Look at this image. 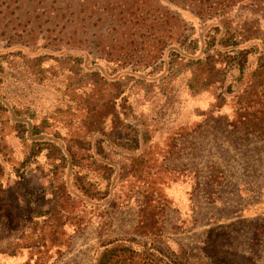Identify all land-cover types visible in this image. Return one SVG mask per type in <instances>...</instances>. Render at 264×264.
Returning a JSON list of instances; mask_svg holds the SVG:
<instances>
[{"label": "trees", "instance_id": "trees-1", "mask_svg": "<svg viewBox=\"0 0 264 264\" xmlns=\"http://www.w3.org/2000/svg\"><path fill=\"white\" fill-rule=\"evenodd\" d=\"M26 2L33 7L27 13L49 25L67 12L61 29L69 35L48 39L33 26L8 34L0 26V220L27 208L12 205L18 193L4 179L25 182L44 167L63 175V184L36 192V204L48 206L28 214L47 217L59 203L66 215L96 213L117 186L114 157L141 150L157 125L176 124L186 86L202 79L226 100L254 60L264 67V0ZM182 65L191 74L174 69ZM145 208L136 228L152 239L158 224ZM125 242H104L96 264L154 263L158 248L139 256Z\"/></svg>", "mask_w": 264, "mask_h": 264}, {"label": "rangeland", "instance_id": "rangeland-1", "mask_svg": "<svg viewBox=\"0 0 264 264\" xmlns=\"http://www.w3.org/2000/svg\"><path fill=\"white\" fill-rule=\"evenodd\" d=\"M26 1L0 0L5 33L33 26L39 36L68 39L61 29L67 12L58 26L49 25L27 13L33 7ZM263 68L254 60L226 100L202 86V79L186 86L176 124L161 130L157 125L141 150L114 157L117 186L107 204L97 202L96 213L75 209L66 215L59 203L51 215L35 218L27 209L49 203L36 204V192H51L63 184V175H48L44 167L25 182L5 178V187L18 193L12 205L18 201L27 208L0 220V264H96L109 240L127 241L139 256L148 254L144 247L158 248L151 264H264ZM174 69L192 71L185 65ZM141 204L159 226L152 239L138 235Z\"/></svg>", "mask_w": 264, "mask_h": 264}]
</instances>
